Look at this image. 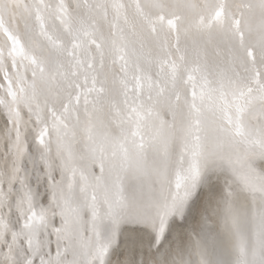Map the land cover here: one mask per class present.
Listing matches in <instances>:
<instances>
[{"label": "snow or ice", "instance_id": "snow-or-ice-1", "mask_svg": "<svg viewBox=\"0 0 264 264\" xmlns=\"http://www.w3.org/2000/svg\"><path fill=\"white\" fill-rule=\"evenodd\" d=\"M264 264V0H0V264Z\"/></svg>", "mask_w": 264, "mask_h": 264}, {"label": "bare ground", "instance_id": "bare-ground-1", "mask_svg": "<svg viewBox=\"0 0 264 264\" xmlns=\"http://www.w3.org/2000/svg\"><path fill=\"white\" fill-rule=\"evenodd\" d=\"M187 255L185 257L186 264H200V256L196 247V237L190 235L185 244Z\"/></svg>", "mask_w": 264, "mask_h": 264}]
</instances>
